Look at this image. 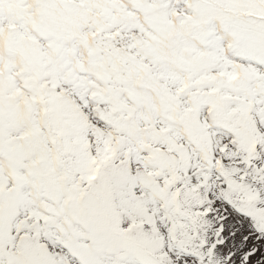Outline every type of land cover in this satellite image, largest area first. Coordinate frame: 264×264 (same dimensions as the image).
I'll return each instance as SVG.
<instances>
[{"label": "snow or ice", "instance_id": "1", "mask_svg": "<svg viewBox=\"0 0 264 264\" xmlns=\"http://www.w3.org/2000/svg\"><path fill=\"white\" fill-rule=\"evenodd\" d=\"M0 264H264V0H0Z\"/></svg>", "mask_w": 264, "mask_h": 264}]
</instances>
